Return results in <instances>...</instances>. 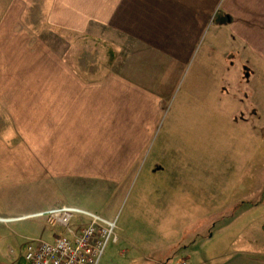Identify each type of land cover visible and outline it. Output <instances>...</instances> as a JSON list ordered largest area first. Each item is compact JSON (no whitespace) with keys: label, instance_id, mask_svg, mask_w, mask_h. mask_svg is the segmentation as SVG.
<instances>
[{"label":"rangeland","instance_id":"obj_1","mask_svg":"<svg viewBox=\"0 0 264 264\" xmlns=\"http://www.w3.org/2000/svg\"><path fill=\"white\" fill-rule=\"evenodd\" d=\"M46 6V0H0L7 72L41 78L66 75L67 69L84 77L116 71L107 45L49 27ZM213 25L167 100L159 103L148 141L121 181L88 173L58 176L52 166H30L29 175V166L0 165L6 176L0 217H9L0 221V264H18L29 240L50 239L43 220L7 222L31 215L14 212L21 202L45 197L116 220L118 242L107 245L98 264H194L218 256L220 262L208 264H221L235 255L229 244L233 234L264 221V61L232 59L228 80L221 66L212 68L213 75L212 69H200L202 56L218 61L207 52ZM191 90L212 96V102H189ZM188 105L190 110L184 109ZM21 170L34 178H19ZM229 223L232 234L217 236Z\"/></svg>","mask_w":264,"mask_h":264},{"label":"crops","instance_id":"obj_2","mask_svg":"<svg viewBox=\"0 0 264 264\" xmlns=\"http://www.w3.org/2000/svg\"><path fill=\"white\" fill-rule=\"evenodd\" d=\"M46 5L49 27L107 45L116 71L93 77L74 76L68 69L57 77L16 76L15 69L7 72L4 66L0 37V165L29 166V175L30 166H52L58 176L88 173L121 181L148 141L159 103L167 100L214 20L207 52L218 61L202 56L200 69L209 73L221 66L228 80L232 59L264 61V0H46ZM209 81L213 87L212 76ZM191 92L189 102H212V96ZM18 176L34 178L23 170ZM5 178L3 171L0 184ZM35 199L21 202L14 212L71 205ZM91 212L111 220L100 210ZM263 226L258 221L234 233L229 244L237 252L221 264H264ZM220 228L217 236L232 234L230 223ZM18 264H24L22 259Z\"/></svg>","mask_w":264,"mask_h":264},{"label":"built area","instance_id":"obj_3","mask_svg":"<svg viewBox=\"0 0 264 264\" xmlns=\"http://www.w3.org/2000/svg\"><path fill=\"white\" fill-rule=\"evenodd\" d=\"M24 220H43L52 235L49 240L31 239L25 243L24 264H98L107 245L118 242L115 219L71 205H59L7 222Z\"/></svg>","mask_w":264,"mask_h":264},{"label":"trees","instance_id":"obj_4","mask_svg":"<svg viewBox=\"0 0 264 264\" xmlns=\"http://www.w3.org/2000/svg\"><path fill=\"white\" fill-rule=\"evenodd\" d=\"M227 23V22H226ZM263 230H264V226H263Z\"/></svg>","mask_w":264,"mask_h":264}]
</instances>
